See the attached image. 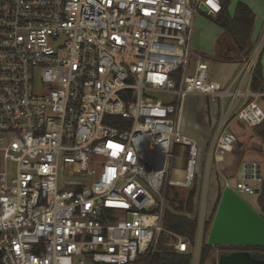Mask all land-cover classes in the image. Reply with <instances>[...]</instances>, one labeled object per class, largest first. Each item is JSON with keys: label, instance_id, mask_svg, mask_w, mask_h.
Here are the masks:
<instances>
[{"label": "built area", "instance_id": "built-area-1", "mask_svg": "<svg viewBox=\"0 0 264 264\" xmlns=\"http://www.w3.org/2000/svg\"><path fill=\"white\" fill-rule=\"evenodd\" d=\"M220 8L219 0H0V264H136L164 231L167 186L197 179L203 157L182 131L186 98H253L221 115L207 162L235 149L231 118L262 123L264 92L249 90L262 44L242 61L244 92L214 80L205 62L188 71L195 14ZM178 145L185 163L170 178ZM238 178L236 192L259 194L264 171L245 162ZM173 236L169 245L185 252L188 239Z\"/></svg>", "mask_w": 264, "mask_h": 264}, {"label": "crops", "instance_id": "crops-1", "mask_svg": "<svg viewBox=\"0 0 264 264\" xmlns=\"http://www.w3.org/2000/svg\"><path fill=\"white\" fill-rule=\"evenodd\" d=\"M229 11L233 14L235 6L237 2L241 1L248 5L254 13V21L252 25L251 31V43L254 45V48L258 44H262V49L264 46V0H229ZM199 15L206 14L202 12H198L195 14L192 25V38H191V52L196 54L197 57L194 60L205 62L209 69L211 77L219 82L221 85L229 88L231 90L239 88L241 91H246L248 89V78L243 76L242 71V60L237 56L236 49L230 42V40L224 36L223 30L217 26L214 28V32L207 34L205 25H199V19H203ZM201 17V18H200ZM208 18V17H207ZM209 19V18H208ZM220 53V54H219ZM219 54V55H218ZM224 56L227 58H234L233 60H220V57ZM193 63V67H194ZM193 67L191 71L193 70ZM249 90L250 87H249ZM252 91V90H251ZM257 92V91H252ZM262 93V92H261ZM264 95H260L258 102L262 106L263 100L262 97ZM224 98H228V103L224 106ZM253 99L252 97L245 99L244 96L237 97L233 102L229 96H224L222 99L220 97H209L202 95H190L186 98L184 102L183 108V116H182V131L193 137L202 153V157L204 158L203 169L205 168L204 174L205 176V186L206 181L209 177V174L212 177V184L209 188V196L207 207L205 206V198L204 202L202 199L200 201V193L201 186L199 187V193L197 200L198 205L196 204L195 213H198V224H197V232H196V257H198V251L201 243V233L202 226L199 225V218L203 213V221H204V213L206 215H210L213 212L212 220L209 226L207 233L204 236V240L207 244L214 246V249L211 254L210 264H219L220 256L227 254L228 252L235 251H253L249 249L254 246H264V243L261 244H223L216 243L213 244L209 242L210 231L214 222V218L220 203V199L223 196L225 190H230L236 197H238L242 202H244L252 211L262 220L264 226V214L262 212V208L258 203V195L253 204L248 202L244 197V193H238L232 188H226L224 186L225 180L229 182V180L238 179V171L241 168L242 164L245 162H256L261 168L264 166V154L261 150V147L264 143V140L259 135L258 131L254 128V126H250L242 120L237 118H231L229 120L228 125L231 127V131L237 138L235 149L227 153L222 158L211 159L210 162L206 161V151L209 146V142L214 134L217 122L221 115L224 112H235L239 109L243 104ZM250 130V131H248ZM248 139L250 143L246 140ZM250 145L256 151H260L255 154L251 152ZM255 151V152H256ZM260 159H263V162H260ZM264 171V167L262 169ZM219 175V176H218ZM219 179H222V184H220ZM203 191V190H202ZM206 192V191H205ZM207 193L202 192L203 195ZM204 195V197H205ZM248 195V194H247ZM218 198V200H217ZM217 201V203H216ZM216 203V206H215ZM208 217V216H206ZM203 224V223H202ZM174 240V239H173ZM172 240V241H173ZM169 244V243H168ZM223 246L232 247V249L225 248ZM260 252V251H259Z\"/></svg>", "mask_w": 264, "mask_h": 264}, {"label": "trees", "instance_id": "trees-1", "mask_svg": "<svg viewBox=\"0 0 264 264\" xmlns=\"http://www.w3.org/2000/svg\"><path fill=\"white\" fill-rule=\"evenodd\" d=\"M219 1L221 3L220 10L215 16L207 17L223 30L224 36L230 40L236 49L237 56L243 61V59L248 56L254 48V45L250 40L254 13L248 5L239 1L235 6L233 14H231L229 11L230 1ZM229 59L233 60L234 58L220 57V60L222 61ZM249 87L252 91L264 92V77L262 76L259 60L256 64ZM262 100V108L264 109V96L262 97ZM105 123L116 127H124L125 124L127 125V122L119 116H107L105 118ZM254 128L264 140V120L261 124L254 126ZM170 192H173V197L169 195ZM198 193L199 185L197 182L187 190L184 199L177 200L178 193L174 189L171 190V187L167 190L165 197L166 206L161 219L164 231L160 233L156 246L146 255L142 256L136 264H192L198 224L197 214L195 213ZM175 200L178 201V204H175ZM258 203L264 214V181L258 195ZM212 216L213 212L208 215L202 224L201 243L198 251V264L212 261L211 253L214 246L207 244L204 240ZM173 235L188 239L189 246L185 252L177 251L168 244L174 239ZM223 247L232 249L231 246ZM249 249L264 253V246H254Z\"/></svg>", "mask_w": 264, "mask_h": 264}, {"label": "water", "instance_id": "water-1", "mask_svg": "<svg viewBox=\"0 0 264 264\" xmlns=\"http://www.w3.org/2000/svg\"><path fill=\"white\" fill-rule=\"evenodd\" d=\"M262 76L264 77V49L259 57ZM264 154V143L261 147ZM224 218L231 229L215 236V224L218 218ZM220 220V219H219ZM248 230V231H247ZM209 242L223 244H261L264 243L262 220L230 190H225L210 231ZM219 264H264V253L259 251H235L220 256Z\"/></svg>", "mask_w": 264, "mask_h": 264}, {"label": "rangeland", "instance_id": "rangeland-1", "mask_svg": "<svg viewBox=\"0 0 264 264\" xmlns=\"http://www.w3.org/2000/svg\"><path fill=\"white\" fill-rule=\"evenodd\" d=\"M199 16H201L203 18V19H199V21H198L199 22V25H205V27H206L205 29H206L207 34H209V33L212 34V32H214V28H217V25L215 23H213L207 17H204V15H199ZM196 57H197L196 54L190 52L189 57H188V66H189V70L188 71L189 72L191 71V69L193 67V63H194V60H195ZM152 96L155 97V98H163L164 97L163 94H160V93L153 94ZM223 103H224V106H226L227 103H228V98H224ZM228 128L230 129L231 127L228 125ZM248 131H250V130H248ZM246 140L248 141V143H250V141L248 139H246ZM250 147H251L250 148L251 152H253L255 154L256 153L257 154L259 153V155L261 154V152L260 151L259 152L256 151L253 148V146L250 145ZM175 155H176V157L175 158H172L171 161H170V163H169L168 175H169L170 178H177L180 175V174H177L174 171V168H177V169L180 168L181 169L184 166V163H185V149L182 148V147H180L179 145L176 146V148H175ZM258 158L260 159V156ZM259 161L260 162H263V159H260ZM200 164L201 165H200V169H198V174H197L196 182L198 183L199 187L201 186V193H200L199 199L201 201V199L203 198L202 199V202H204V198H205V206L207 207L208 196H209V188H210V185L212 184V177L209 174V177H208V179L206 181V186H205V182H204L205 181V174H204L205 168L203 169V164H204V159L203 158H202ZM261 165H262V169H263L264 166H263V164H261ZM238 180H239V178L238 179H233V181L232 180H229V183L234 186L235 183ZM219 181H220V184H222V181L223 180L222 179H219ZM170 187H171V190L174 189L178 193L177 200L184 199L185 194H186L187 190L189 189V188H184V187L175 186V185H168L166 190L170 189ZM202 192L203 193H207L206 195L204 194L205 197H204V195L202 197ZM169 195L171 197H173V192L172 193L170 192ZM243 197L248 202H250L251 204H253L254 201H255V199H256V197H257V194H253V195L243 194ZM177 200H175V204H178V201ZM217 200H218V198H217ZM198 202L199 201L197 200V202H196L197 205H198ZM216 203H217V201H216ZM216 203H215V206H216ZM196 214H197V218H198V213H196ZM206 216H208V215H206ZM206 216H205V213H204V220L207 218ZM230 229H231V225L228 223L227 220H224V218L221 216V218H218V222L216 221V224H215V228H214V230H215V236L216 237H219L220 236V233H222L224 231H227V230L229 231ZM196 251H197V245L195 244L194 249H193L192 264H198V257H196V255H195L196 254ZM203 264H210V262L209 261H206Z\"/></svg>", "mask_w": 264, "mask_h": 264}, {"label": "bare ground", "instance_id": "bare-ground-1", "mask_svg": "<svg viewBox=\"0 0 264 264\" xmlns=\"http://www.w3.org/2000/svg\"><path fill=\"white\" fill-rule=\"evenodd\" d=\"M179 172V171H178Z\"/></svg>", "mask_w": 264, "mask_h": 264}]
</instances>
